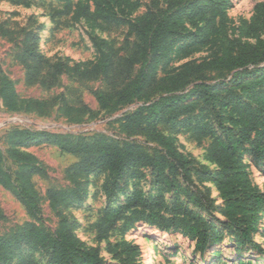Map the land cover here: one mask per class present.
<instances>
[{
  "label": "rangeland",
  "instance_id": "obj_1",
  "mask_svg": "<svg viewBox=\"0 0 264 264\" xmlns=\"http://www.w3.org/2000/svg\"><path fill=\"white\" fill-rule=\"evenodd\" d=\"M96 0H72L82 5H93ZM109 12L120 19L135 20L152 8L154 0H106ZM162 8L166 3L160 0ZM66 0H0V70L15 87L25 102L49 103L40 111H8L0 102V148L15 149L11 138L16 129L64 135L74 141L138 142L156 155L160 147L142 135L128 136L123 128V118L142 103L101 111L95 93L110 88L103 79L82 80L74 74H62L52 85L28 78L27 58L29 47L38 56L45 57L42 78L50 66L63 63L71 69L96 63L101 53L96 42L114 41L120 46L127 29L113 27L103 30L95 22L66 11ZM223 15L215 14L218 24L225 17L227 33L232 40L249 45L264 46V28L251 35H244L240 28L250 24L264 26V0H221ZM180 39L171 51L160 60L155 75L164 77L177 73L190 65L211 61L230 53L219 37L204 43L201 35L203 22L187 23ZM134 40V38H132ZM139 67L136 68V71ZM41 72V67H40ZM216 76V74H211ZM232 76L225 81L207 82L210 94H217L211 102H204L206 95L191 99L193 108L183 116H169L157 123L177 151L190 162L185 173L173 177V187L160 182L158 173L148 167L128 169L119 181V187L109 202L114 177L107 171H97L79 176L70 170L82 160L81 156L63 153L58 141L46 138L16 149L34 155L41 172L36 174L34 185L41 209L40 218H31L13 191L0 186V236L10 237L26 223H33L53 235L61 232L66 222L70 234L79 246L98 254L102 264H264V207L257 215L246 201V185L256 194H264V157L254 149L257 142L264 150V127L249 140H243V127L239 106H258L257 99L243 90L242 83H232ZM250 78L249 80H251ZM264 88H257V92ZM93 112L68 111V106ZM217 140L229 143L240 140L236 157L238 173L245 180L234 183L236 190L219 189L222 168L211 155V145ZM6 167L15 172L17 165L8 160ZM78 192L79 200L71 204L53 206L47 196L49 190ZM237 200L236 217L226 216V208ZM147 203L148 206L142 204ZM125 208L117 224L106 234L105 211ZM174 210H177L175 212ZM255 226L256 230L252 229ZM248 227L252 230L249 231ZM192 228L210 235L205 245L198 244ZM249 233L250 239L245 237ZM213 235V237H211ZM215 238H219L215 242ZM51 250L45 247L22 245L21 251L9 264H52Z\"/></svg>",
  "mask_w": 264,
  "mask_h": 264
},
{
  "label": "trees",
  "instance_id": "obj_2",
  "mask_svg": "<svg viewBox=\"0 0 264 264\" xmlns=\"http://www.w3.org/2000/svg\"><path fill=\"white\" fill-rule=\"evenodd\" d=\"M68 2L66 11L75 13L93 21L103 30L113 27L127 29V35L120 46L114 41L96 42V47L101 53L96 63L85 67L69 68L63 63H57L38 78L42 73L45 57L38 56L33 47H29L27 58L33 63L26 62L29 68V80L40 81L43 85H52L62 74H74L82 80L92 81L103 79L110 88L107 92L95 93L101 111H117L120 108L142 103L131 114L121 120L128 136L142 135L160 147L156 155H152L138 142L124 141L123 143L110 142L106 139H97L94 142L86 140H71L64 135L48 132H33L28 129H16L13 133L11 144L15 149L6 152L0 148V186L13 191L15 196L26 208L29 216L35 220L40 218L41 209L32 179L41 172L38 160L34 155L24 154L16 149L22 144L32 143L40 138L49 142H57L63 153L81 156L82 160L71 167L70 170L78 172L79 176H86L97 171H107L114 177L112 189L109 193V202L119 187L128 169L134 167H148L158 173L160 182L166 187H173V177L185 173L190 162L186 156L179 153L171 140L164 136L158 129L157 123L169 116L180 117L188 114L193 108L190 102L196 95L203 97L204 102H211L217 94H210L211 88L207 82L221 80L230 75L232 83H242L243 90L252 94L258 106L241 104L238 108L243 127V140H249L260 126L264 127V90L257 92V88H264V46L249 45L232 40L227 33L225 17L218 24L215 14L223 15L221 0H164L166 5L160 6V0H154L152 8L141 18L135 20L120 19L113 16L106 7V0H96L92 5H82ZM203 22L201 35L204 43L212 37H219L223 46L230 49L228 55L190 65L184 70L168 74L164 77L155 75L156 67L172 49V47L185 37L183 32L187 23ZM263 24H250L241 27L244 35H251L260 29ZM134 38V40H132ZM41 67V72H40ZM139 70L136 71V68ZM216 74V76H211ZM252 78L251 80H249ZM0 102L11 112L26 110L44 112L49 103L37 101H23L17 94L15 87L7 80L0 70ZM67 105V104H66ZM68 106V105H67ZM69 111L80 113L93 112L88 108L77 109L68 106ZM240 140L229 143L217 140L211 145V155L222 171L220 172L219 189L222 192L236 190L233 182L245 180L246 175L238 173V180H231L236 169V157ZM254 149L264 157L261 146L254 144ZM8 160L17 165V170L12 172L6 167ZM78 192L49 190L48 199L53 206L71 204L78 201ZM246 201L252 207L251 213L257 215L264 207V194H256L247 182ZM237 200L226 208V216L236 217ZM148 206L147 203L142 204ZM125 208L105 211L107 226L101 228V235H106L119 221ZM177 212V210H174ZM0 218L1 210H0ZM198 236V244L207 243L210 235L206 231L192 228ZM249 231L252 229L248 227ZM250 239L249 233L244 234ZM213 237V235H211ZM215 242L219 238H215ZM22 245L45 247L51 250L52 264H102L98 254L83 250L76 239L70 234L66 222L61 224V232L53 235L49 231L33 223H26L10 237L0 236V264H9L21 251ZM25 264V263H23ZM37 264V263H27Z\"/></svg>",
  "mask_w": 264,
  "mask_h": 264
}]
</instances>
